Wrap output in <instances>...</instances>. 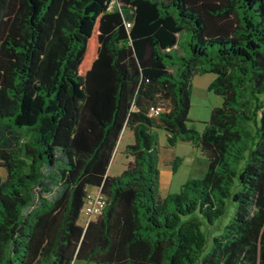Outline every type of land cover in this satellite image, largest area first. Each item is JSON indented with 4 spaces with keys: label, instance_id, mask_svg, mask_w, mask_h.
I'll return each instance as SVG.
<instances>
[{
    "label": "trees",
    "instance_id": "trees-1",
    "mask_svg": "<svg viewBox=\"0 0 264 264\" xmlns=\"http://www.w3.org/2000/svg\"><path fill=\"white\" fill-rule=\"evenodd\" d=\"M263 96L264 0H0V264H264ZM159 131L208 164L166 197Z\"/></svg>",
    "mask_w": 264,
    "mask_h": 264
},
{
    "label": "rangeland",
    "instance_id": "rangeland-1",
    "mask_svg": "<svg viewBox=\"0 0 264 264\" xmlns=\"http://www.w3.org/2000/svg\"><path fill=\"white\" fill-rule=\"evenodd\" d=\"M187 40L188 35L186 33H182L178 42L179 48L178 50L184 54L185 49L187 48ZM177 54V51H174ZM216 78L213 74H208L205 76H197L194 81V88H193V103L192 109L190 111V122L189 127L196 129L198 132H203L205 129L206 123L209 121L212 110L216 107H221L223 104V99L219 96H216L214 93H208L207 91V82L212 79ZM264 98V96H263ZM127 135V134H126ZM157 139H158V150H159V157H160V171H161V192L163 196H167V194H176L180 192V186L186 180L191 179H202L204 177V171L207 170L208 164L203 158L201 152L197 149L192 150V146L190 143L180 142L176 148L177 155L183 159V163L178 168V173L173 178L172 187L168 186V175H169V168L163 163V151L164 147L167 146V138L166 134L163 131L157 132ZM127 142V136L123 138L122 144L118 145L117 152L115 153V157L113 160V165L111 168V173L114 176H120L124 170L125 165L128 162L126 155L123 153L124 146ZM193 153L197 158V162H194ZM200 170V172H199ZM47 173V170H45ZM6 170L0 167V177L2 179L6 178ZM185 180V181H184ZM53 187V186H52ZM180 188V189H179ZM55 192L57 189L53 188ZM171 190V191H170ZM48 194V198L52 199L56 196V193ZM89 192H96V188L90 187ZM87 221V217L82 212L80 224L85 225ZM75 264H95V263H88L86 261L77 260L74 262Z\"/></svg>",
    "mask_w": 264,
    "mask_h": 264
},
{
    "label": "crops",
    "instance_id": "crops-1",
    "mask_svg": "<svg viewBox=\"0 0 264 264\" xmlns=\"http://www.w3.org/2000/svg\"><path fill=\"white\" fill-rule=\"evenodd\" d=\"M208 75V74H207ZM203 76H205V75H203ZM196 79V78H195ZM215 80V78H212V79H210L207 83V91H208V93H211V92H209V86H210V84L213 82ZM195 81V80H194ZM194 94V93H193ZM192 103H193V96H192ZM127 134V135H126ZM125 136H127V142H126V144H125V146H124V149H125V147L128 145V144H131L132 142H133V135H132V133L128 130V129H125L124 131H123V133H122V136H121V139H120V141H119V144H122V141H123V138L125 137ZM187 143V142H186ZM118 144V145H119ZM179 145V144H178ZM177 145V146H178ZM177 146H176V148H177ZM192 146V145H191ZM118 148V147H117ZM176 148H174V149H170V148H168L167 146H165L164 147V151H163V157H162V161H163V163L169 168V175H168V186L167 187H170V189H171V185H172V181H173V178L175 177V175H177V173H178V170L176 171V172H174V170H173V166H174V164H175V161H176V159L177 158H179L180 160H181V162H180V165L183 163V159L182 158H180L178 155H177V152H176ZM124 149H123V153H124ZM193 149H195L193 146H192V150ZM117 152V151H116ZM115 157V156H114ZM193 157H194V159H193V161L194 162H197L198 160H197V158H196V156L194 155V153H193ZM113 160H114V158H113ZM112 165H113V161H112V163H111V165H110V168H109V171H108V174L109 175H111V176H114L112 173H111V168H112ZM179 165V166H180ZM179 168V167H178ZM199 172H200V170H199ZM206 172H207V170H205L204 171V175L206 174ZM190 180V179H189ZM185 181V180H184ZM188 180H186L185 182H183L182 184H181V186H180V188L182 187V185L183 184H185L186 182H187ZM161 187V186H160ZM179 188V189H180ZM96 191H97V188H96ZM171 191V190H170ZM162 193V192H161ZM170 194V193H169ZM168 195V194H167ZM165 197V196H164ZM75 264V263H74Z\"/></svg>",
    "mask_w": 264,
    "mask_h": 264
},
{
    "label": "built area",
    "instance_id": "built-area-1",
    "mask_svg": "<svg viewBox=\"0 0 264 264\" xmlns=\"http://www.w3.org/2000/svg\"><path fill=\"white\" fill-rule=\"evenodd\" d=\"M105 207L106 199L100 189L97 188L96 192L88 191L86 205L83 209L88 219L102 215Z\"/></svg>",
    "mask_w": 264,
    "mask_h": 264
}]
</instances>
